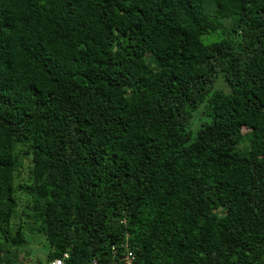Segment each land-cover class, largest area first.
<instances>
[{"label": "trees", "instance_id": "obj_1", "mask_svg": "<svg viewBox=\"0 0 264 264\" xmlns=\"http://www.w3.org/2000/svg\"><path fill=\"white\" fill-rule=\"evenodd\" d=\"M129 253L264 264V0H0V264Z\"/></svg>", "mask_w": 264, "mask_h": 264}, {"label": "rangeland", "instance_id": "obj_2", "mask_svg": "<svg viewBox=\"0 0 264 264\" xmlns=\"http://www.w3.org/2000/svg\"><path fill=\"white\" fill-rule=\"evenodd\" d=\"M245 131H247V130H245ZM28 175H29V162L25 161V166L23 167L22 171L20 172V183L21 182L28 183V180H29ZM25 198H26V196L23 195L22 199L24 200ZM43 251H44V246L39 248L37 245H32L31 246V252H32L33 260L35 261Z\"/></svg>", "mask_w": 264, "mask_h": 264}, {"label": "built area", "instance_id": "obj_3", "mask_svg": "<svg viewBox=\"0 0 264 264\" xmlns=\"http://www.w3.org/2000/svg\"><path fill=\"white\" fill-rule=\"evenodd\" d=\"M66 258H68V254L64 255V259H66ZM64 259L63 260L58 259V260L52 261V262H50V264H64ZM125 260H126L127 264H133V261H134L133 254L129 253Z\"/></svg>", "mask_w": 264, "mask_h": 264}]
</instances>
